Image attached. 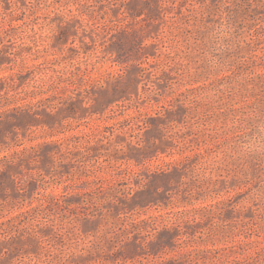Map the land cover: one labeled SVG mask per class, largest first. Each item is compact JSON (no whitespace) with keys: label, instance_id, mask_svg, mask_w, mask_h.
<instances>
[{"label":"rangeland","instance_id":"1","mask_svg":"<svg viewBox=\"0 0 264 264\" xmlns=\"http://www.w3.org/2000/svg\"><path fill=\"white\" fill-rule=\"evenodd\" d=\"M0 264H264V0H0Z\"/></svg>","mask_w":264,"mask_h":264}]
</instances>
